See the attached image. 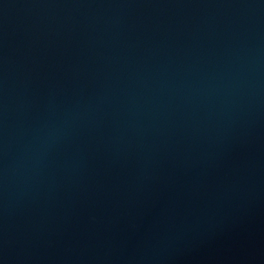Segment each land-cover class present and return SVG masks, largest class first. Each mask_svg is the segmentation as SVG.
<instances>
[{
	"label": "water",
	"instance_id": "95a60500",
	"mask_svg": "<svg viewBox=\"0 0 264 264\" xmlns=\"http://www.w3.org/2000/svg\"><path fill=\"white\" fill-rule=\"evenodd\" d=\"M0 264H264V0H0Z\"/></svg>",
	"mask_w": 264,
	"mask_h": 264
}]
</instances>
